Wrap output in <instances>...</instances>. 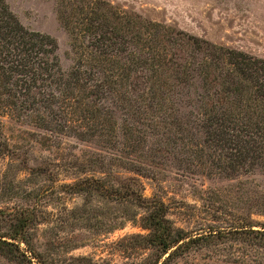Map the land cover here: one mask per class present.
I'll use <instances>...</instances> for the list:
<instances>
[{
	"label": "trees",
	"instance_id": "obj_1",
	"mask_svg": "<svg viewBox=\"0 0 264 264\" xmlns=\"http://www.w3.org/2000/svg\"><path fill=\"white\" fill-rule=\"evenodd\" d=\"M58 2L75 54L67 70L56 40L25 27L0 0V134L8 118L39 130L33 142L47 149L59 147L63 137H96L113 149V161L133 156L124 163L98 156L79 163L81 171L105 178L92 175L63 187L144 209L139 220L147 232L131 236L128 247L148 251L139 264H170L207 240L227 236H193L175 226L161 196L146 198L137 177L122 178L112 166L154 178L150 165L171 155L210 176L264 173V58L105 0ZM17 149L7 138L0 141L2 157L17 161ZM56 176L49 172L51 180ZM105 179L113 183L105 187ZM32 213L16 212L10 226L0 228V254L15 264H47L29 235ZM252 225L239 223L234 231Z\"/></svg>",
	"mask_w": 264,
	"mask_h": 264
},
{
	"label": "rangeland",
	"instance_id": "obj_2",
	"mask_svg": "<svg viewBox=\"0 0 264 264\" xmlns=\"http://www.w3.org/2000/svg\"><path fill=\"white\" fill-rule=\"evenodd\" d=\"M4 1L25 27L56 40L61 67L69 69L75 54L70 34L58 17L59 0ZM105 1L150 21L264 58V0ZM3 122L0 141L7 138L16 143L19 158L11 161L0 155V228L6 230L13 214L28 208L34 216L30 238L47 264H139L148 251L128 247L131 236L147 232L139 220L144 209L116 203L94 191L73 192L63 187L92 175L105 178L86 168L81 171L79 163L96 156L105 163H124L134 157L122 155L121 162L113 161V149L96 137L87 141L63 137L59 147L47 149L33 142L32 137H41L33 126L8 118ZM112 167L122 178L137 177L146 198L161 196L175 226L193 236L226 233L170 264H264V236L249 232L264 231V173L210 176L201 167L179 163L171 155L157 167L148 166L154 178ZM49 172L57 175L54 180ZM108 180L105 187L113 183ZM133 213L135 218L128 219ZM239 223L253 225L237 229L246 232H235ZM0 264L15 263L0 254Z\"/></svg>",
	"mask_w": 264,
	"mask_h": 264
}]
</instances>
